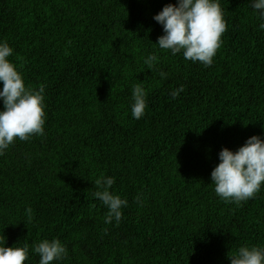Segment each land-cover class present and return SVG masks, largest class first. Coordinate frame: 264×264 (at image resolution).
I'll return each mask as SVG.
<instances>
[{"label": "trees", "instance_id": "1", "mask_svg": "<svg viewBox=\"0 0 264 264\" xmlns=\"http://www.w3.org/2000/svg\"><path fill=\"white\" fill-rule=\"evenodd\" d=\"M168 3L0 0L9 59L27 87L45 88L44 135L0 156V234L6 247L29 245L24 264H38L31 249L52 238L68 249L52 264H230L240 246L264 245V184L237 204L210 179L222 148L264 137L262 21L251 0H220L227 30L205 67L155 44L163 29L153 17ZM135 84L148 94L139 120ZM102 175L128 201L119 224L105 223L93 195Z\"/></svg>", "mask_w": 264, "mask_h": 264}, {"label": "clouds", "instance_id": "2", "mask_svg": "<svg viewBox=\"0 0 264 264\" xmlns=\"http://www.w3.org/2000/svg\"><path fill=\"white\" fill-rule=\"evenodd\" d=\"M251 8L262 21L264 29V0H251ZM153 19L162 26L163 34L155 43L161 50H170L172 55L183 54L186 60L200 62L205 67L213 64V58L222 45V35L227 30L224 10L220 0H176L168 3L154 15ZM14 49L7 41L0 40V156L15 139L29 140L33 135H44L46 121L45 88L39 90L27 87L23 73L9 59ZM158 60L155 53L149 54L144 63L151 69ZM162 79L167 74L159 73ZM184 91L181 85L170 92L176 99ZM147 91L142 84H135L131 95V114L139 120L145 115ZM219 163L210 173L211 183L218 197L226 202H247L254 199L264 184V137L253 135L237 150L222 148L218 153ZM115 177L102 175L95 184L98 189L93 195L99 199L108 212L105 223L113 220L119 224L122 208L128 206L126 198L114 194L111 189ZM137 202L140 198L137 197ZM28 219L33 217L31 207L26 209ZM6 237L0 234V264H24L29 259L30 248L6 247ZM39 256L38 264H52L68 255V249L58 238L42 239L31 249ZM230 264H264V245H243L229 256Z\"/></svg>", "mask_w": 264, "mask_h": 264}]
</instances>
